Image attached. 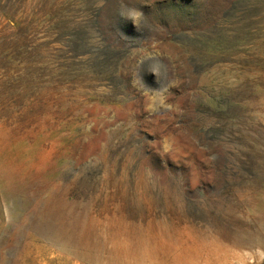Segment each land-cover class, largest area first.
Listing matches in <instances>:
<instances>
[{
  "label": "rangeland",
  "instance_id": "1",
  "mask_svg": "<svg viewBox=\"0 0 264 264\" xmlns=\"http://www.w3.org/2000/svg\"><path fill=\"white\" fill-rule=\"evenodd\" d=\"M2 169L0 264H93L36 230L52 195L142 264H264V0H0Z\"/></svg>",
  "mask_w": 264,
  "mask_h": 264
},
{
  "label": "bare ground",
  "instance_id": "2",
  "mask_svg": "<svg viewBox=\"0 0 264 264\" xmlns=\"http://www.w3.org/2000/svg\"><path fill=\"white\" fill-rule=\"evenodd\" d=\"M0 182L3 193L16 192L26 187V182L8 169L1 170ZM53 196L46 199L45 211L38 216L40 221L36 230L56 241L61 250L93 264L143 263L146 256L142 255L141 245L144 241H134L135 248L132 251L129 247L130 240L119 231L116 222L111 218L109 225L114 229V245L111 249H105L101 245L105 237V226L101 218L95 213L92 214L82 201H70L64 195L56 198ZM28 250L29 252L20 257L22 262L26 259L30 261L32 250Z\"/></svg>",
  "mask_w": 264,
  "mask_h": 264
},
{
  "label": "clouds",
  "instance_id": "3",
  "mask_svg": "<svg viewBox=\"0 0 264 264\" xmlns=\"http://www.w3.org/2000/svg\"><path fill=\"white\" fill-rule=\"evenodd\" d=\"M120 16L130 20L134 26L141 28L146 20L145 14L138 8H125L120 12ZM148 70L159 77V69L155 66H147Z\"/></svg>",
  "mask_w": 264,
  "mask_h": 264
}]
</instances>
